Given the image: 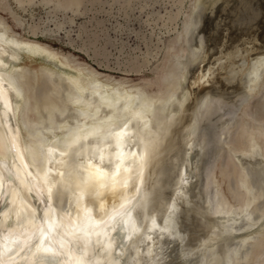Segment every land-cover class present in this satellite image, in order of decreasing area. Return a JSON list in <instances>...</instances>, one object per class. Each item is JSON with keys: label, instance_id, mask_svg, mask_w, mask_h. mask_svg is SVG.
Segmentation results:
<instances>
[{"label": "bare ground", "instance_id": "bare-ground-1", "mask_svg": "<svg viewBox=\"0 0 264 264\" xmlns=\"http://www.w3.org/2000/svg\"><path fill=\"white\" fill-rule=\"evenodd\" d=\"M10 1L0 0V264H264L262 0H180L168 42L114 66L109 40L80 43L99 68L151 72L137 83L30 39L62 22L26 24ZM101 1L38 3L74 15ZM124 1L126 15L135 1ZM15 246L27 249L11 257Z\"/></svg>", "mask_w": 264, "mask_h": 264}, {"label": "rangeland", "instance_id": "rangeland-1", "mask_svg": "<svg viewBox=\"0 0 264 264\" xmlns=\"http://www.w3.org/2000/svg\"><path fill=\"white\" fill-rule=\"evenodd\" d=\"M39 1L41 0H34L36 4L33 2L32 7H26V11L18 9L14 0H11L10 4L13 10H15L21 18H24L23 20L26 24L40 23L41 27L45 26L47 28H53L54 23L62 22V28L60 29L59 33L55 36L38 38L30 37V39H35L43 43H48L52 47H56L63 52L72 53L76 56L79 61H86L87 63L95 66L96 68L98 67L95 65L96 63L92 59H89L86 54L78 50L79 46L82 44L81 42L87 43L89 41V38L91 36H94L96 37L97 45L101 46L105 43L106 40H109V44L106 46V55L107 61L110 66H114L115 63H117V60L119 62L121 61L125 63L127 62V60H130V58L131 60L135 57L139 58L142 52L147 50V48H149L151 52H156L159 45L160 47H162V45L168 42V40L170 39L171 36L168 35L167 31H169L174 26V24L172 26V21H166L171 16L170 14L175 13V11L180 5V0H134L135 2L134 4L132 3V9L127 10V14L125 15L123 14L124 11H122L120 6L122 4L128 3V1H124L122 3L123 0H102L100 3L94 6H89V4H87V6H83V9L76 11L73 15L69 10L68 12H64V10L57 11L56 13H54V11H52V4L48 6L46 5L47 7H45L40 4L41 2L38 3ZM257 1L258 0H251V3H257ZM190 2V0H185L183 4L185 9L189 6ZM263 2L264 0H262V6L264 5ZM261 9L263 11L264 7ZM2 15L4 16V18H6V22L8 24H13V27L17 32H23L21 29H17V27L12 21V18L8 14L2 13ZM158 16H161V18L159 17L158 19ZM179 18L182 19L184 17L180 16ZM176 22L180 23L179 20H176ZM198 26L199 27L197 28L200 30V27H202L201 23L198 24ZM146 38L147 40H145ZM159 38L161 39V42L158 43ZM70 40L73 41V49L72 45H70L69 43ZM144 42L149 45L146 46ZM239 43L241 44L242 42ZM256 43L259 44L260 42L256 41ZM262 46H264V43L262 44ZM121 50H123L124 52L122 53ZM134 53L135 55L133 56ZM127 56H129V58ZM98 61H102L100 57ZM30 65H32L33 67L37 66L35 63H31ZM98 69H101L102 72L110 74L115 78L125 76L126 78H129V80L132 79L131 81L135 83L140 82L139 80L142 78H148L152 76L151 72H149V74L147 72L142 75L131 74L128 76L122 75L117 69H114V71H108L105 68L102 69L99 67ZM259 106L260 105L256 107L260 108L261 106ZM215 120V117L211 116L207 122H204L206 125H202L203 130H205L206 128V137H212V140L210 139V137L208 138V142L211 141V145L213 144L212 133H214L215 130L212 128L213 126L210 127V125H214L213 122H215ZM208 123L210 124L208 125ZM207 127L209 128V130ZM254 179L256 180V182H258V178ZM194 226L195 225L193 223L191 225L192 229H194Z\"/></svg>", "mask_w": 264, "mask_h": 264}, {"label": "water", "instance_id": "water-1", "mask_svg": "<svg viewBox=\"0 0 264 264\" xmlns=\"http://www.w3.org/2000/svg\"><path fill=\"white\" fill-rule=\"evenodd\" d=\"M200 151H201L200 154H202L203 160H205L206 156H208V155H206V152H208L209 149L206 148V147L205 148L202 147V149ZM201 168H202V166H201ZM25 249H27V246H26V248H21L20 246L19 247L15 246V247L10 249L9 253L11 254V257H13V256L14 257H19L20 255H22V253L25 251ZM43 257H45V259L50 260V259H52V257H55V256H54L53 253H46V254L43 255Z\"/></svg>", "mask_w": 264, "mask_h": 264}, {"label": "snow or ice", "instance_id": "snow-or-ice-1", "mask_svg": "<svg viewBox=\"0 0 264 264\" xmlns=\"http://www.w3.org/2000/svg\"><path fill=\"white\" fill-rule=\"evenodd\" d=\"M119 215V214H118ZM113 219H115V217H113ZM49 227L51 228L52 225L49 224ZM97 235L99 236H107V232L104 231L103 233H97ZM121 240H122V237H121ZM35 264H56L55 261H44V260H39V261H36Z\"/></svg>", "mask_w": 264, "mask_h": 264}]
</instances>
